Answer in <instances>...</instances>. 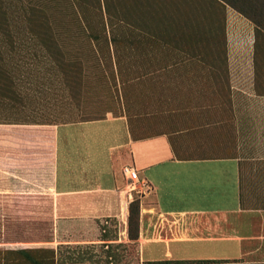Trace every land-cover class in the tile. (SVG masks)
<instances>
[{
  "label": "crops",
  "instance_id": "crops-1",
  "mask_svg": "<svg viewBox=\"0 0 264 264\" xmlns=\"http://www.w3.org/2000/svg\"><path fill=\"white\" fill-rule=\"evenodd\" d=\"M228 10L227 64L172 63L155 48L158 64L124 67L145 88L123 113L0 124V217L51 218L54 235L22 250L109 249L100 224L127 223L137 194L131 263L264 264V73L254 25ZM87 257L77 263L98 264Z\"/></svg>",
  "mask_w": 264,
  "mask_h": 264
},
{
  "label": "trees",
  "instance_id": "trees-1",
  "mask_svg": "<svg viewBox=\"0 0 264 264\" xmlns=\"http://www.w3.org/2000/svg\"><path fill=\"white\" fill-rule=\"evenodd\" d=\"M80 1L82 23L75 24V34L64 38L54 34V27L44 9L25 7L16 10L0 3V116H17L20 113L17 109L25 107L27 96L22 94L20 85H29L33 80L38 82L43 78L42 71L29 65L47 58L54 64L48 70L55 75L61 74L64 87L73 94L79 92L83 83H88L85 67L94 70L93 78L98 82L103 80L104 71L111 66L119 75L124 67L138 65L140 57L149 54L142 49L145 42L154 45V49L156 45L157 48L160 46L163 60L174 58L172 63H186L193 59L204 64H227V8L254 25L255 69L257 73L260 70L264 73V0ZM89 8L98 10L99 19L94 22L88 19ZM13 13L17 17L23 15L27 34H15ZM68 51L74 52L73 58L65 61ZM128 210L129 236L130 228L135 224L136 237L130 239H137L138 198L133 199ZM19 252L39 264L31 258L29 251Z\"/></svg>",
  "mask_w": 264,
  "mask_h": 264
},
{
  "label": "rangeland",
  "instance_id": "rangeland-1",
  "mask_svg": "<svg viewBox=\"0 0 264 264\" xmlns=\"http://www.w3.org/2000/svg\"><path fill=\"white\" fill-rule=\"evenodd\" d=\"M0 3H3L4 7L13 9L25 7L44 9L48 15L49 23L54 27V34L63 38L68 34H75L76 25L82 23L78 7L81 1L78 2V0H0ZM91 9L89 8L86 15L90 21L94 22L99 19L98 10ZM227 10L228 8L226 12ZM101 13L103 14V10ZM237 14L231 9L228 10L230 16ZM22 16V14L19 17L15 13L12 14L13 30L19 36L27 34L24 27L26 23ZM153 46L146 42L142 45V49H145V52L149 54L140 57L138 65L149 67V64H152L155 59H157V63L154 64L159 63L160 56ZM155 48L158 49L157 45ZM73 53L68 51L64 56L65 61L71 60ZM40 62L29 66L42 71L43 78L38 82L33 80L29 85L26 83L20 85L22 94L27 96L25 107L17 109H20L17 116H0V122L63 123L101 118L107 113L118 115L123 113L124 108H129L128 100L132 107L137 106L138 92L145 88L142 87V84H130V80L136 79L140 75L138 72L132 73L131 69L123 68L122 73L118 75L115 68L111 66L104 71L103 80L98 82L93 78L94 70L85 67L84 74L89 76L88 83H83L79 92L73 94L64 87L61 74L55 75L51 70H48L54 65L52 60L47 58ZM89 63L91 62L89 61ZM146 68L144 70H147ZM143 75H148V71H144ZM138 196L134 194V199ZM107 221L108 224H100L99 238L112 242L109 249H105L103 245L93 251L87 246L77 254V250L66 249L62 246L58 248V251L52 249L29 250V255L39 264H78L79 258L87 256V258L90 256L99 257L98 264H123V260L128 258L127 253L133 256L134 246H131L129 250L124 241L126 237L129 239L136 237L135 224H132L129 236L128 220L121 226L116 218L107 219ZM69 239L72 240V238ZM53 241L51 218L0 217V264H36L25 258L19 251L26 246H48L47 243ZM132 260H126L124 264H133Z\"/></svg>",
  "mask_w": 264,
  "mask_h": 264
},
{
  "label": "built area",
  "instance_id": "built-area-1",
  "mask_svg": "<svg viewBox=\"0 0 264 264\" xmlns=\"http://www.w3.org/2000/svg\"><path fill=\"white\" fill-rule=\"evenodd\" d=\"M123 174L127 177L128 180L134 183V186L139 183L137 172L133 168L125 167L123 169ZM134 190H137V188L135 187Z\"/></svg>",
  "mask_w": 264,
  "mask_h": 264
},
{
  "label": "bare ground",
  "instance_id": "bare-ground-1",
  "mask_svg": "<svg viewBox=\"0 0 264 264\" xmlns=\"http://www.w3.org/2000/svg\"><path fill=\"white\" fill-rule=\"evenodd\" d=\"M157 248V247H156ZM161 254V253H160Z\"/></svg>",
  "mask_w": 264,
  "mask_h": 264
}]
</instances>
